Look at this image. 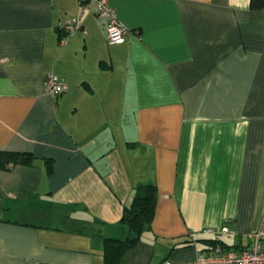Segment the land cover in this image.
<instances>
[{
  "label": "crops",
  "instance_id": "obj_1",
  "mask_svg": "<svg viewBox=\"0 0 264 264\" xmlns=\"http://www.w3.org/2000/svg\"><path fill=\"white\" fill-rule=\"evenodd\" d=\"M84 1L87 35L60 46L79 0H0V150L35 157L0 170V264H103L146 183L153 220L119 264L247 246L264 218V0H107L130 32L113 45ZM47 73L68 91L47 96Z\"/></svg>",
  "mask_w": 264,
  "mask_h": 264
},
{
  "label": "built area",
  "instance_id": "obj_2",
  "mask_svg": "<svg viewBox=\"0 0 264 264\" xmlns=\"http://www.w3.org/2000/svg\"><path fill=\"white\" fill-rule=\"evenodd\" d=\"M94 12L97 16L105 20L106 41L109 45L123 43L129 35V30L123 26L109 8L107 0H93ZM86 10L84 0H79L77 15L64 18L57 22L56 31L58 33V44L64 46L70 35L80 32L83 36L87 35L86 29L81 23V16ZM43 90L47 96L56 99L68 91L67 82L52 73L45 74L43 78ZM211 230H205L207 234ZM228 227L220 228L218 234H230ZM193 234H191V237ZM248 245L232 250L222 249L215 245L207 252L197 254L193 259L185 262H173L164 260L162 264H264V218L257 231L248 235Z\"/></svg>",
  "mask_w": 264,
  "mask_h": 264
},
{
  "label": "trees",
  "instance_id": "obj_3",
  "mask_svg": "<svg viewBox=\"0 0 264 264\" xmlns=\"http://www.w3.org/2000/svg\"><path fill=\"white\" fill-rule=\"evenodd\" d=\"M251 6H255L254 0ZM35 157L30 152L0 150V170L7 171L15 165H34ZM156 189L151 183L140 184L133 190L130 203L123 208L120 218L121 236L102 240L103 264H119L124 253L140 239L143 230L150 226L156 203ZM211 243V248L220 244ZM210 248V249H211Z\"/></svg>",
  "mask_w": 264,
  "mask_h": 264
}]
</instances>
